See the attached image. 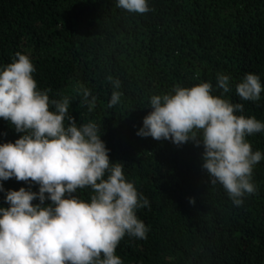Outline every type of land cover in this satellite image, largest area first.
I'll use <instances>...</instances> for the list:
<instances>
[{"label":"trees","instance_id":"obj_1","mask_svg":"<svg viewBox=\"0 0 264 264\" xmlns=\"http://www.w3.org/2000/svg\"><path fill=\"white\" fill-rule=\"evenodd\" d=\"M148 6L138 13L117 7V0H0V66L17 52L28 55L37 88L50 89V99L69 97L77 125L95 122L110 161L122 164L148 199L149 207L137 210L147 239L120 240L115 254L123 264H264V160L253 169L256 192L236 205L202 168V144L136 135L153 95L204 81L220 95L218 73L231 78L225 98L264 122V0H148ZM249 72L260 78L259 101L236 94L235 84ZM114 90L120 101L109 106ZM20 135L0 118V142ZM246 139L264 153V132ZM3 183L29 187L14 177ZM91 194L90 187L75 193L86 200ZM3 196L0 206L7 207Z\"/></svg>","mask_w":264,"mask_h":264},{"label":"clouds","instance_id":"obj_2","mask_svg":"<svg viewBox=\"0 0 264 264\" xmlns=\"http://www.w3.org/2000/svg\"><path fill=\"white\" fill-rule=\"evenodd\" d=\"M117 7L149 11L148 0H117ZM35 72L21 52L0 66V118L22 133L14 142H0V193L7 204L0 206V264H123L115 254L117 245L126 234L147 239L137 210L149 207V201L126 179L123 165L110 161L98 125H77L69 115L71 99H50V89L37 88ZM113 87L119 88L118 80ZM213 87L204 81L153 95L136 135L177 146L202 144V168L240 205L245 194L256 192L253 169L264 160L246 137L264 132V122L246 117L242 103L225 98L232 91L229 75L216 76L220 95L213 94ZM235 91L242 101H259V76L246 73ZM83 95L87 101L91 93L85 89ZM120 97L114 90L109 106ZM94 106L95 97L88 101L90 111ZM13 177L29 187L6 189L3 182ZM86 187L92 189L89 199L75 195Z\"/></svg>","mask_w":264,"mask_h":264}]
</instances>
